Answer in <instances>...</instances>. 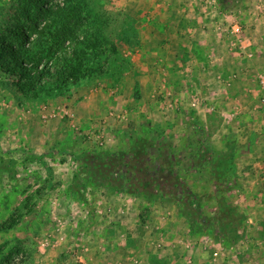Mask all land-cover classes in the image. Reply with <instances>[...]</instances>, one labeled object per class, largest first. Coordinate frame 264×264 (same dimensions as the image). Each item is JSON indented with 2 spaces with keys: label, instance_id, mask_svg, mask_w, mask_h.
<instances>
[{
  "label": "rangeland",
  "instance_id": "rangeland-1",
  "mask_svg": "<svg viewBox=\"0 0 264 264\" xmlns=\"http://www.w3.org/2000/svg\"><path fill=\"white\" fill-rule=\"evenodd\" d=\"M64 1L0 0V264H264V0H82L116 46L109 72L33 91L6 61L34 67L37 46L1 39ZM173 6L217 24L199 53L166 48Z\"/></svg>",
  "mask_w": 264,
  "mask_h": 264
},
{
  "label": "trees",
  "instance_id": "trees-1",
  "mask_svg": "<svg viewBox=\"0 0 264 264\" xmlns=\"http://www.w3.org/2000/svg\"><path fill=\"white\" fill-rule=\"evenodd\" d=\"M30 1L35 5H39L43 0ZM85 8L87 6L82 0L77 2L65 0L63 5L57 6L54 11L51 8H46L45 14L49 17L48 24L46 23L41 28L31 27L32 33L20 26L13 27L10 30L11 42L7 43L4 37L1 39L4 41V46L7 44L9 53H13L10 51L12 44H15L19 51H25L26 56L34 48L33 46H37L38 49L34 53L31 52L32 55H28L29 62L35 63L34 67L30 68L28 65H20L18 63L19 57L11 54L10 61H6L7 68L30 85L33 91L38 89V91L42 92L46 89L49 94L62 90L69 83L79 82L92 75L108 73L110 56L116 54V46L106 37L94 19H91L90 22L87 21L89 13ZM45 58L53 60L54 67L53 74L48 72L53 79L47 83L46 87L37 84L40 72L36 71L37 63ZM0 66L3 67L4 62H0ZM32 68L34 71H32ZM154 135L155 133H152V136L148 139V147L154 148ZM154 150L156 153L151 151L150 154L146 152L134 153L133 157L137 162L142 161L145 164L159 163L160 154H158L157 149ZM119 162V159L115 158L105 163L102 161L95 164L94 167L98 169V179L101 183L108 182L113 184L112 180L109 181L108 171L111 167L121 166L122 163L120 165ZM156 169L157 167L152 172L147 168L143 169L142 172L144 176L155 175ZM140 171L141 168H138L136 173Z\"/></svg>",
  "mask_w": 264,
  "mask_h": 264
},
{
  "label": "crops",
  "instance_id": "crops-1",
  "mask_svg": "<svg viewBox=\"0 0 264 264\" xmlns=\"http://www.w3.org/2000/svg\"><path fill=\"white\" fill-rule=\"evenodd\" d=\"M178 8V6H173L171 11H168V9L165 8L164 10L159 12V15H161L160 17H163V15H165L166 19L163 24L164 30L166 31L165 38L167 41H169V44L166 45V48L170 46V53L172 54V56H174L178 52L176 48L177 45H187L189 43L190 48L193 47L192 55L193 53H196V51L199 53L202 49V43H207L204 37L208 36L205 35L204 31L216 30L217 24L204 22L202 13L197 12L196 8L195 11H193V9H191L189 6L185 7L184 10ZM183 14L185 15L184 17ZM170 17L173 19V22L167 21V19ZM177 19H179V21ZM155 21L156 27H161V25H157V22L159 21L158 18ZM178 33L181 35H179ZM158 34L159 33L155 31V35L157 36ZM182 36L184 38H181ZM202 36H204L203 39L201 38Z\"/></svg>",
  "mask_w": 264,
  "mask_h": 264
},
{
  "label": "built area",
  "instance_id": "built-area-1",
  "mask_svg": "<svg viewBox=\"0 0 264 264\" xmlns=\"http://www.w3.org/2000/svg\"><path fill=\"white\" fill-rule=\"evenodd\" d=\"M239 30H240V28L237 27V26H233L232 29H231V31H232L233 33H237V32H239Z\"/></svg>",
  "mask_w": 264,
  "mask_h": 264
}]
</instances>
